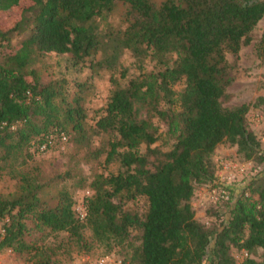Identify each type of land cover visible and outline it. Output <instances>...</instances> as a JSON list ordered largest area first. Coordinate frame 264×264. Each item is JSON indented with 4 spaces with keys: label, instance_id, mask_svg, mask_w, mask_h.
I'll list each match as a JSON object with an SVG mask.
<instances>
[{
    "label": "trees",
    "instance_id": "trees-1",
    "mask_svg": "<svg viewBox=\"0 0 264 264\" xmlns=\"http://www.w3.org/2000/svg\"><path fill=\"white\" fill-rule=\"evenodd\" d=\"M262 17L264 0H0V170L14 180L0 193V249L25 264L69 261L102 243H126L119 264H264V150L247 126L248 105L223 106L234 80L226 54L236 62ZM125 52L133 73L120 64ZM46 53L70 71L84 62L91 74L120 67V79L90 110L91 84L69 71L42 78ZM255 53L264 65V30ZM253 105L264 109V95ZM60 134L72 166L48 179L27 162ZM160 139L166 148L153 145ZM221 142L261 167L237 192L225 185L228 199L209 208L204 224L190 198L196 186L220 184L210 156ZM79 161L113 170L88 178ZM78 188L88 192L83 219L73 208ZM137 198L141 212L126 207ZM233 250L246 255L236 260Z\"/></svg>",
    "mask_w": 264,
    "mask_h": 264
},
{
    "label": "rangeland",
    "instance_id": "rangeland-1",
    "mask_svg": "<svg viewBox=\"0 0 264 264\" xmlns=\"http://www.w3.org/2000/svg\"><path fill=\"white\" fill-rule=\"evenodd\" d=\"M120 10L121 8L118 7L110 13L108 17L110 24H118V13ZM263 30L264 17H262L251 30L249 43L240 47L236 62H233L231 54H226L228 63L233 66L234 80L227 86L226 90L229 94V99L223 103V106L226 107L240 103L248 105V110L245 114L246 123L259 140L260 148L262 150H264V109L261 106L253 105V102L257 96L264 95V65L259 63L255 53V46L258 43ZM22 37L23 33L13 34L10 41L12 46L7 50H13L16 43ZM120 64L128 71V73L136 71L132 62V56L129 52L123 54ZM151 64L152 61L145 60V67L148 68ZM38 67L42 78L59 76L63 72L69 71L67 78H76L77 80L86 81L91 84L92 91H89L90 93L86 96V105L90 110L100 108L104 104L106 96L111 88L110 79L112 77L120 79V67H116L115 70L112 71L99 70L98 73L91 74L87 68V63L84 62L82 68H78L76 71H70L69 69L66 70L65 60H63L60 55H55L54 53H46L39 62ZM182 85L183 83L181 81L175 85L174 88L179 90ZM91 114L92 113H90V115ZM153 145H158L162 148L167 147V145H164L163 139L157 140ZM72 155V147L68 141L56 142L54 140V143L50 147L46 149L40 148L37 152H34L32 160L28 161L27 164L38 166L44 173L43 176L48 179H56L55 175L57 173L63 175V172L72 166ZM210 159L214 165L216 181L224 182L226 186H229V184L232 183L233 193L240 190L247 183L249 177L261 167V163L242 160L236 153L235 147L229 145L227 142L217 144ZM18 167H20V165H18ZM76 167L79 168V171L77 170V172L86 177H88L92 171L100 172L107 170V168L113 170L112 166L104 167L102 162L97 163L94 161L88 163L79 161ZM240 167L243 168V173H240ZM229 177H232V179L227 180L226 178ZM13 183L14 180L8 176L6 170H0V193L7 194L11 192L14 188ZM65 184H67V182H65ZM211 188V186L203 184L196 186L190 198V203L194 211V218L204 224H207L212 218V216L208 214L209 208L216 203L222 204V202L226 201L212 202L209 198ZM47 189L52 193L54 192L53 187L49 186ZM83 195L84 189L82 188L75 189L72 193L74 199L73 208L75 212V208L77 209L78 202ZM126 207L130 210L141 212L145 207V200L144 198L134 199L133 201L127 202ZM86 234L88 235L87 230ZM129 237L130 244L133 246L138 244V240L136 239L137 232L134 229H131ZM124 245H126V243L122 246H116L111 243L109 245L106 243L97 244L87 254H73L71 260L57 264H95L97 258L103 256L108 257L111 262L110 264H119L121 258L126 254L127 246L123 247ZM231 253L236 260H240L243 257L240 252L233 250ZM250 257L258 259L259 254L252 252ZM0 264L25 263L19 258L8 257V251L0 249ZM125 264H129L128 260H125Z\"/></svg>",
    "mask_w": 264,
    "mask_h": 264
},
{
    "label": "built area",
    "instance_id": "built-area-1",
    "mask_svg": "<svg viewBox=\"0 0 264 264\" xmlns=\"http://www.w3.org/2000/svg\"><path fill=\"white\" fill-rule=\"evenodd\" d=\"M61 141L65 140V136L63 134H60ZM40 148H43V146H40ZM240 173H243L244 170L242 167L239 168ZM228 177V176H227ZM227 180H231L232 177L226 178ZM222 181V180H221ZM87 191H84V195L82 196L81 200L78 202V207L76 210V215L79 219H83L85 216V199L84 196L87 194ZM209 198L212 202H217V201H225L228 199V191L225 187L224 182H220V184L212 187L210 189V195ZM4 231L2 222L0 221V237ZM242 256H245L246 253L244 251L241 252ZM120 262V261H119ZM111 262L109 261L107 256L99 257L95 261V264H110Z\"/></svg>",
    "mask_w": 264,
    "mask_h": 264
}]
</instances>
